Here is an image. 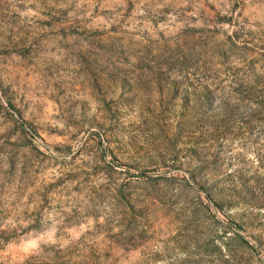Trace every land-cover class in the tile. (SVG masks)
I'll list each match as a JSON object with an SVG mask.
<instances>
[{
  "label": "rangeland",
  "instance_id": "1",
  "mask_svg": "<svg viewBox=\"0 0 264 264\" xmlns=\"http://www.w3.org/2000/svg\"><path fill=\"white\" fill-rule=\"evenodd\" d=\"M0 264H264V0H0Z\"/></svg>",
  "mask_w": 264,
  "mask_h": 264
}]
</instances>
